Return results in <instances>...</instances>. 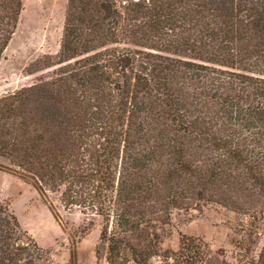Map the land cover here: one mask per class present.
I'll return each instance as SVG.
<instances>
[{
    "label": "trees",
    "instance_id": "16d2710c",
    "mask_svg": "<svg viewBox=\"0 0 264 264\" xmlns=\"http://www.w3.org/2000/svg\"><path fill=\"white\" fill-rule=\"evenodd\" d=\"M22 0H0V60ZM30 85L0 95V169L30 183L55 219L57 197L100 220L96 264L229 261L180 233L175 211L217 204L264 218V0H66L59 48ZM252 238V239H253ZM244 249V250H241ZM44 249L0 199V264H40ZM68 264H76L72 252Z\"/></svg>",
    "mask_w": 264,
    "mask_h": 264
},
{
    "label": "rangeland",
    "instance_id": "374dc122",
    "mask_svg": "<svg viewBox=\"0 0 264 264\" xmlns=\"http://www.w3.org/2000/svg\"><path fill=\"white\" fill-rule=\"evenodd\" d=\"M22 3L15 32L0 60V95L30 85L46 75V71L28 74L27 70L36 59L45 54L54 55L59 48L66 0H22ZM49 196L56 205L58 219L30 183L0 169V199L44 249L40 264H68L72 252L76 254V264H96L94 250L100 220L95 219L92 228L82 234L84 216L78 210H64L54 194ZM252 220L251 216L217 204H207L201 211H175L166 226L162 246L177 249L180 233L198 236L213 249L223 250L225 257L233 262L235 256L243 252L239 245L244 243L245 246L248 240H254L250 254L256 257L264 239V218L259 221L255 238L249 235ZM154 263L160 264L157 258ZM97 264L109 263L102 258Z\"/></svg>",
    "mask_w": 264,
    "mask_h": 264
}]
</instances>
